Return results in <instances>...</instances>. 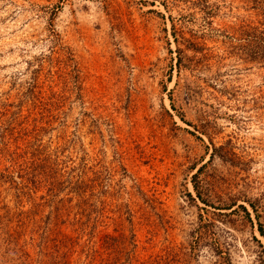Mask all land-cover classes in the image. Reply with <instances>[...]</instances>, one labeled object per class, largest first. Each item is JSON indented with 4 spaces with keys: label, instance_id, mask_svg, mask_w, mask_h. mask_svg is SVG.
Here are the masks:
<instances>
[{
    "label": "rangeland",
    "instance_id": "rangeland-1",
    "mask_svg": "<svg viewBox=\"0 0 264 264\" xmlns=\"http://www.w3.org/2000/svg\"><path fill=\"white\" fill-rule=\"evenodd\" d=\"M263 18L0 0V264H264Z\"/></svg>",
    "mask_w": 264,
    "mask_h": 264
},
{
    "label": "trees",
    "instance_id": "trees-1",
    "mask_svg": "<svg viewBox=\"0 0 264 264\" xmlns=\"http://www.w3.org/2000/svg\"><path fill=\"white\" fill-rule=\"evenodd\" d=\"M253 30H260L264 32V18L259 22L258 25H255L252 27ZM194 188L196 190V196L203 200L204 202L207 201L201 194V191L197 188L195 182H194ZM250 209L243 203H238L237 206L241 207L245 213V216L247 219L254 223L253 218L255 219L256 229L258 232L264 236V198L263 196L260 197H254V198H245L244 199ZM236 204V200H231L229 202H222L220 204L221 206H216L219 208H231L233 205ZM253 214V216L251 215ZM130 264V262H129Z\"/></svg>",
    "mask_w": 264,
    "mask_h": 264
}]
</instances>
